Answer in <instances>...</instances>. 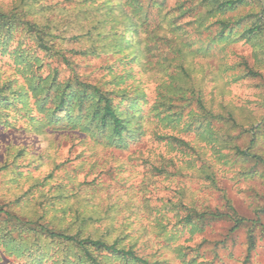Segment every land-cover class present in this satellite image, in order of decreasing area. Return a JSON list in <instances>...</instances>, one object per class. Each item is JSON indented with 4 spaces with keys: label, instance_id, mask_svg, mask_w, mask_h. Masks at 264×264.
<instances>
[{
    "label": "rangeland",
    "instance_id": "374dc122",
    "mask_svg": "<svg viewBox=\"0 0 264 264\" xmlns=\"http://www.w3.org/2000/svg\"><path fill=\"white\" fill-rule=\"evenodd\" d=\"M204 5L0 0V13L8 16L0 22L7 27H0V97L15 105L0 118V264L77 257V249L59 240L21 237L23 226L116 244L150 264H264V48L244 39L213 41L220 20L262 12L264 23V0L211 16ZM53 82L95 86L115 104L122 97L124 105L135 101L138 134L108 144L64 112L45 116L54 106L41 96L52 94ZM187 88L194 92L184 93ZM196 99L215 118L214 140L226 144L186 128L190 114H200ZM229 206L263 225L253 230L249 255L248 229L222 243L228 223L194 233L182 223L190 209ZM19 236L27 246L34 237L32 257L3 251L4 240ZM177 247L190 251L181 259ZM91 253L101 264H140Z\"/></svg>",
    "mask_w": 264,
    "mask_h": 264
},
{
    "label": "trees",
    "instance_id": "16d2710c",
    "mask_svg": "<svg viewBox=\"0 0 264 264\" xmlns=\"http://www.w3.org/2000/svg\"><path fill=\"white\" fill-rule=\"evenodd\" d=\"M204 1L205 5L203 8H205L208 11V15L211 16L218 13L239 10L243 7L249 6L252 1L255 0ZM261 16L262 12L258 14L249 13L245 16L238 17L234 21H218L217 26L219 27L220 31L213 41L218 43H227L244 39L249 43H253L252 45L255 47L264 48V23L261 20ZM7 18L8 16L0 13V22ZM0 27L5 28L6 26L0 23ZM39 48L41 50H48V48L42 42L39 45ZM247 74L253 76L251 70H248ZM27 88H29L28 85ZM38 89L42 90V87H39ZM50 89L52 94H50L49 91L47 94L41 96V98L44 99L45 105L50 102L54 106L53 109L49 110L45 116L49 114L54 115V112H60L58 118H62L64 112V118L74 122V124L81 128V130L84 132L99 134L106 142H108V144L122 145L125 143L126 138L131 139L138 134V123L135 122V120L137 121V111L135 109L137 107V103L135 101H127V103L124 105L126 98L122 97L119 104H115L110 93L101 92L99 88L83 83H77L75 86H73L68 82L67 84L53 82V85L50 87ZM35 90H37L35 87L30 89L32 94L31 97L36 95ZM186 92L193 93L194 91L191 88H187L184 93ZM172 94L182 93H180L179 90L173 92ZM16 95L18 102L23 104V107H25V96L22 97V94L18 92ZM116 98L118 99V97ZM196 103L199 106L200 114L198 115L191 113L186 128L197 132V134L202 138L205 137L207 140H213L216 142V144H226L227 142L222 141L221 143L214 140L213 132L209 127L211 120L215 118L209 111H207L200 99H196ZM10 108H15V105L13 106L8 101V99H2L0 97V118L4 114L6 115ZM45 111L47 112V109ZM45 111L43 109L44 113ZM74 111H77V115H74ZM177 116V119L180 120V115ZM226 123L228 122L226 121ZM133 126L136 128L133 129ZM226 148L227 146L223 145V147H219V150ZM255 159L257 162H260L261 160L258 157H255ZM1 212L2 210L0 209V213ZM182 223L191 233L202 232L205 227H210L214 224L228 223L229 227L227 233L225 234V240L222 243H225L227 238L238 233L240 230L248 229L246 239L248 255L251 251H253L256 244L253 230L255 228H260L261 231L263 230V225L260 224L259 221H253L239 217L230 206L227 207V210L225 211L205 210L203 212H197L190 209L188 214L182 219ZM24 232L34 234V237L43 235L45 236L46 240H59L61 244H68L69 248H75L78 250V254L73 255L77 256L74 261H68L66 256L64 260L59 262V264H101L92 255V251H106L113 256L121 257L127 261H135L140 264H150L147 261L136 257L131 251L118 249L116 244H112L110 246L106 245L105 242L101 240H92L90 238L77 239L75 236L72 237L64 234L54 233L41 226L38 227V230L31 227L25 228L23 226V231L21 230L20 235L21 237ZM20 236L18 240L9 238L4 240L3 251L6 252V255H10V252H13V255L16 259L22 257L24 252H28L27 256L32 257V247L30 249L29 247L32 246L31 239L34 237L30 238V242L27 246L25 245V239H22ZM183 250L190 251V249L183 247H177L175 249L178 258H185V252ZM44 255H46V253L41 254V256Z\"/></svg>",
    "mask_w": 264,
    "mask_h": 264
}]
</instances>
